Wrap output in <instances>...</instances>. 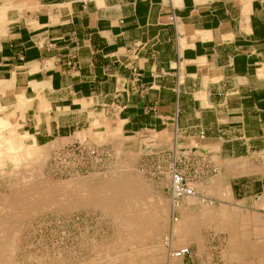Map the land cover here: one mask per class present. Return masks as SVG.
I'll return each instance as SVG.
<instances>
[{"label":"crops","instance_id":"obj_1","mask_svg":"<svg viewBox=\"0 0 264 264\" xmlns=\"http://www.w3.org/2000/svg\"><path fill=\"white\" fill-rule=\"evenodd\" d=\"M15 114L26 146L108 126L216 148L239 183L174 238L190 264H264V0H1L0 116Z\"/></svg>","mask_w":264,"mask_h":264},{"label":"rangeland","instance_id":"obj_2","mask_svg":"<svg viewBox=\"0 0 264 264\" xmlns=\"http://www.w3.org/2000/svg\"><path fill=\"white\" fill-rule=\"evenodd\" d=\"M114 128L79 131L59 139L61 144L53 142L41 159L0 166V256L5 264H190L191 257L171 258L184 248L181 236L174 238L176 230L188 220L215 222L239 181L224 177L216 148L207 147L202 157L179 136L122 139ZM1 134L10 132L2 128ZM256 167L262 171L263 162ZM173 169L183 172L196 193L183 199L179 210L172 204Z\"/></svg>","mask_w":264,"mask_h":264},{"label":"bare ground","instance_id":"obj_3","mask_svg":"<svg viewBox=\"0 0 264 264\" xmlns=\"http://www.w3.org/2000/svg\"><path fill=\"white\" fill-rule=\"evenodd\" d=\"M17 109V108H16ZM20 110H22V108L20 109ZM19 117H20V115L19 114H15L12 118H10V119H7V120H5L3 117H1L0 116V166H3V165H6V164H8V163H12V164H15V165H17V164H20V163H24L27 159H41L42 157H44L46 154H48L49 152H48V150L49 149H51L54 145H55V143H53L52 145H49V146H47V147H44L43 149H41V147L40 146H38V145H35V147H31V148H29V149H26L25 148V146H23V144H21V143H24L23 142V139L26 137L23 133H22V125L21 124H19L18 123V119H19ZM2 128H4V130L5 131H9L10 132V135L8 136V137H4L3 138V135L1 134V131H2ZM57 143V142H56ZM58 144H61V142H59V140H58ZM43 160V159H42ZM45 160V159H44ZM43 160V161H44ZM47 160V159H46ZM39 167V166H38ZM41 167V166H40ZM8 170V169H7ZM41 170L42 169H40L39 171L41 172ZM38 171V169H37V173L39 172ZM12 172V171H11ZM21 172V171H20ZM7 173V172H6ZM36 173V174H37ZM18 174V173H17ZM5 175V174H4ZM39 176H40V173L38 174ZM8 176V175H7ZM16 176V175H15ZM14 176V177H15ZM13 177V176H12ZM33 177H35V176H33ZM1 178V177H0ZM37 178V177H36ZM43 178V177H42ZM41 178V179H42ZM32 179V178H31ZM35 179V178H34ZM17 180H18V178H17ZM23 181H24V179H22ZM21 180V181H22ZM28 180V179H27ZM27 180H25L26 182H27V184H28V182L29 181H27ZM43 180H44V178H43ZM172 180V179H171ZM14 181V180H13ZM45 181V180H44ZM48 181H50V180H48ZM71 181V180H70ZM53 182V181H52ZM51 182V184L50 185H52L53 183ZM15 183V182H14ZM17 183V182H16ZM19 183V182H18ZM43 184H45L44 182H42ZM50 183V182H49ZM60 183V182H59ZM62 183V182H61ZM47 184V183H46ZM13 185V184H12ZM42 185V184H41ZM66 185V184H65ZM74 185V184H73ZM77 185V184H76ZM67 186V185H66ZM71 186V185H70ZM78 186V185H77ZM16 187V186H15ZM25 187V186H24ZM55 187V186H54ZM90 187V186H89ZM45 188V187H44ZM93 188V187H92ZM195 188V187H194ZM63 189V188H62ZM66 189V188H65ZM75 189H77V188H75ZM87 189V188H86ZM196 189V188H195ZM42 189H34V191L36 192V193H38V194H43L44 192L43 191H41ZM72 190H73V188H72ZM118 190V189H117ZM29 191V190H28ZM57 191H59V190H57ZM74 191V190H73ZM116 191V190H115ZM33 192V191H32ZM34 193V192H33ZM55 193V192H54ZM72 193H74V192H72ZM82 193V192H81ZM105 193V192H104ZM25 194V193H24ZM35 194V193H34ZM87 194V193H86ZM37 195V194H36ZM83 195H85V194H83ZM111 195V194H110ZM54 197H55V195H53ZM90 196V195H89ZM15 197V196H14ZM194 197H196V196H192V197H190V198H194ZM202 197V196H201ZM5 198V197H4ZM18 198V197H17ZM47 198V197H46ZM57 198V197H56ZM111 198V197H110ZM128 198V197H127ZM87 199H89V198H87ZM104 199V198H103ZM114 199V198H113ZM131 199V198H130ZM185 199V198H184ZM197 199V198H196ZM195 199V200H196ZM30 200V199H29ZM31 200H33V199H31ZM111 200H112V198H111ZM127 200V199H126ZM129 200V199H128ZM127 200V201H128ZM194 200V199H193ZM46 201V200H45ZM68 201H70V199L68 200ZM93 201V200H92ZM101 201V200H100ZM114 201V200H113ZM197 201V200H196ZM13 202H14V200H13ZM16 202V201H15ZM14 202V203H15ZM27 202V201H26ZM31 202V201H30ZM43 202V201H42ZM49 202V201H48ZM83 202H85V201H83ZM104 202V201H103ZM111 202V201H110ZM118 202V201H117ZM182 202V201H181ZM35 203V202H34ZM82 203V202H81ZM95 203V202H94ZM97 203H98V201H97ZM100 203V202H99ZM112 203V202H111ZM126 202H124V204H125ZM184 203H185V201H184ZM45 204V203H44ZM85 204V203H84ZM130 204V203H129ZM173 204V203H172ZM204 204H205V202H204ZM28 205V204H27ZM40 205V204H39ZM39 205H37V207L39 208ZM50 205H52V204H50ZM56 205V204H55ZM180 205H181V203H180ZM14 206H16V205H13V207L12 208H14ZM43 206V208H44V205H42ZM62 206V205H61ZM118 206V205H117ZM127 206H128V204H127ZM205 206H207L206 204H205ZM59 207V206H58ZM121 207V206H120ZM174 207V206H173ZM180 207V206H179ZM178 207V208H179ZM183 207V206H182ZM125 208H129V207H125ZM33 210H34V207L32 208ZM190 209V208H189ZM22 210V209H21ZM100 210V209H99ZM174 210H175V207H174ZM177 210H179V209H177ZM201 210V209H200ZM12 211H13V209H12ZM39 211H41V210H39ZM14 212V211H13ZM31 212V211H30ZM102 212V211H101ZM16 213V212H15ZM173 213V212H172ZM245 213V212H244ZM27 214V213H26ZM43 214V213H42ZM107 214V213H106ZM9 215V214H8ZM7 215V216H8ZM29 215V214H28ZM27 215V216H28ZM11 216V215H10ZM15 216V215H14ZM16 216H18V215H16ZM15 216V217H16ZM24 216V215H23ZM112 215L110 214V217H111ZM115 216V215H114ZM114 216H112L113 218H114ZM172 216V215H171ZM183 216V215H182ZM22 217V216H21ZM111 217V218H112ZM116 217V216H115ZM121 217V216H120ZM122 217H123V215H122ZM12 218V217H11ZM26 218V217H25ZM24 218V220H26ZM119 217H117V219H118ZM176 218V217H175ZM10 219V218H9ZM18 219V218H17ZM141 219V218H140ZM172 219V218H171ZM23 220V219H22ZM116 220V218L114 219V221ZM174 220H176V219H174ZM15 221V220H14ZM13 221V222H14ZM122 221V220H121ZM120 221V222H121ZM143 221V220H142ZM172 221V220H171ZM178 221V220H177ZM4 222H5V220H4ZM4 222H2V223H4ZM15 222H18V221H15ZM115 222H117V221H115ZM120 222H119V220H118V223L120 224ZM129 222V221H128ZM118 223H116V225L118 224ZM121 223H123L124 225H125V223L124 222H121ZM144 223V222H143ZM5 224V223H4ZM11 224H12V221H11ZM118 224V225H119ZM134 224V223H133ZM132 224V227L134 226ZM139 224V223H138ZM18 225H19V222H18ZM121 225V224H120ZM119 225V226H120ZM127 225V224H126ZM143 225H145V224H143ZM2 226H3V224H2ZM22 226V225H21ZM147 226V225H146ZM18 227V226H17ZM116 227V226H115ZM121 227H122V225H121ZM130 227H131V225H130ZM144 227V226H143ZM2 228V227H1ZM0 228V229H1ZM117 228V227H116ZM119 228V227H118ZM123 228L125 229V227L123 226ZM137 228H139V227H137ZM229 228V227H228ZM15 229L16 230H18L19 228H16L15 227ZM126 229H128L127 227H126ZM223 229V228H222ZM236 229V228H235ZM8 230V229H7ZM120 230H122V229H119L118 230V232H120ZM132 230V229H131ZM137 230V229H136ZM145 230V229H144ZM124 231H127V230H124ZM132 231H134V230H132ZM143 231V230H142ZM141 231V232H142ZM12 232H14V231H12ZM16 233H17V231H15ZM117 232V231H116ZM129 231H127V233H128ZM138 232V231H137ZM227 232V231H226ZM233 232V231H232ZM144 233H145V231H144ZM10 235H11V233H9ZM119 234V233H118ZM122 234V233H121ZM121 234H120V236H121ZM135 234V233H134ZM0 235H1V232H0ZM12 235H13V233H12ZM125 235V234H124ZM127 235V234H126ZM128 235H131V234H129L128 233ZM119 236V237H120ZM123 236V235H122ZM137 236V235H136ZM142 236V235H141ZM6 237H8V236H6ZM10 237V236H9ZM127 237V236H126ZM122 238V237H121ZM170 238V237H169ZM3 239H4V237H3ZM2 239V241H4ZM9 239V238H8ZM123 239H124V237H123ZM1 241V242H2ZM9 241V240H8ZM16 241V240H15ZM5 242V241H4ZM7 242V241H6ZM169 242V241H168ZM13 243H14V241H13ZM170 243H172V241L170 242ZM201 243V242H200ZM2 244H0V253H1V246ZM6 245V243H4V245L3 246H5ZM168 247H169V245H168ZM14 248L16 249V247L14 246ZM188 248V247H187ZM110 249V248H109ZM182 249H186V247L185 248H182ZM5 250H6V247H5ZM112 250H114V249H112ZM10 251H11V249H10ZM15 251V250H14ZM110 251V250H109ZM192 251V250H191ZM2 252H3V254H5L4 253V251L2 250ZM8 252H9V250H8ZM7 252V253H8ZM175 252V251H174ZM103 253H105V252H103ZM169 253V252H168ZM101 254V253H100ZM205 254V253H204ZM107 255V254H106ZM116 255V254H115ZM122 255V254H121ZM167 255V254H166ZM193 255V254H192ZM207 255V254H206ZM117 256V255H116ZM168 256V255H167ZM205 256V255H204ZM9 257H12V255L10 256V254H9ZM13 257H14V253H13ZM96 257H98V256H96ZM129 258V257H128ZM162 258V257H161ZM171 258H172V256H171ZM173 258H175V257H173ZM209 258H211V257H209ZM209 258H207V259H209ZM108 259V258H107ZM131 259H133L132 257H131ZM143 259V258H142ZM175 259H182V258H175ZM204 259V258H203ZM158 260H159V258H158ZM7 261V260H6ZM10 261H12V258L10 259ZM122 261V260H121ZM102 262V261H101ZM0 264H5V259L3 258V257H1L0 256ZM7 264V263H6Z\"/></svg>","mask_w":264,"mask_h":264},{"label":"built area","instance_id":"obj_4","mask_svg":"<svg viewBox=\"0 0 264 264\" xmlns=\"http://www.w3.org/2000/svg\"><path fill=\"white\" fill-rule=\"evenodd\" d=\"M171 191H172L173 206L175 207V209H177L180 206V203L184 198L196 196L194 189L189 185L183 172L177 169H173L172 172ZM191 255H192V251L190 248L177 250L172 253V257L175 258H186V257H190Z\"/></svg>","mask_w":264,"mask_h":264}]
</instances>
